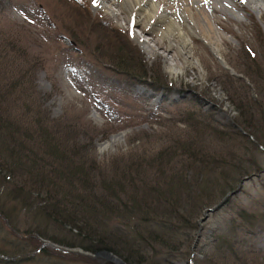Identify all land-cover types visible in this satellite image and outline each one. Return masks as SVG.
<instances>
[{"label":"rangeland","instance_id":"374dc122","mask_svg":"<svg viewBox=\"0 0 264 264\" xmlns=\"http://www.w3.org/2000/svg\"><path fill=\"white\" fill-rule=\"evenodd\" d=\"M95 1L0 0V29L7 32L6 36L0 35L6 38L2 48L8 52L14 48L17 51L21 47L29 49L28 56L18 52L22 60L28 59L25 66L34 64L30 58L40 61L33 79V90L26 88L31 91L23 99L10 91L13 84H5L7 77L14 79L18 72L11 67L2 70L0 65V78L5 81L0 80V91L3 89L8 99L17 95L15 100L20 103L11 110L18 111L22 107L19 117L34 125L39 112L46 123L50 122L58 131L61 128L62 134L63 130L71 133L74 129L76 138L69 142L76 146L73 150V156H77L73 157L75 162H86L88 166L95 160L103 171L102 176L109 178L122 176L123 164H126L130 167L127 176L130 177V173L141 174L135 176L133 182L148 180L150 190L145 198L153 201L157 200L159 193L162 194L160 191L154 193L152 184L163 177L160 171L163 165L167 169L175 165L182 172L185 170L186 155L177 153L176 160L164 154L169 150L178 152L175 148L180 144L193 137L199 138V133L189 122L199 121L203 126L209 123L223 130V135L218 136V133L210 130L204 133L200 129L202 153L220 163H234L240 158L249 161L252 157L261 169L250 173L238 191L206 218L205 213L217 207L223 197L202 207L198 201L191 203L190 198L186 202L179 190L169 196L170 202L176 204L177 197L183 204L180 215L169 216L172 228L184 229L182 216L186 210L192 215L187 223L196 225L191 233L194 236L191 258L174 260L172 264H205L203 260L208 261V254L215 261L219 257V264L237 261L238 253L228 255L226 250L221 252L215 248V238L220 234L229 236L231 218L236 219L235 216L242 210L251 212L255 220L249 226V235L239 231L242 238L240 249L249 252L246 256L250 263L264 264V221L260 220L264 217V150L260 148L261 151L252 152V148L248 151L253 139H250L247 128L249 116L254 125L250 131L259 125L261 133L257 136L264 142V119L261 120L264 115V1L230 0L226 9L231 10L232 15L227 11L218 12L219 8L208 10L214 14L212 22L216 38L203 36L200 29L194 30L195 33L189 30L190 33L186 32L189 35L184 34L187 39L185 49L172 38L170 43L174 44V48L171 49L168 40L163 43L157 40H160L159 33L165 32L169 20L157 23L150 18L145 27L142 21H138L148 19L147 9H143L134 15L135 22L128 24L127 17L124 18L116 3L106 0L103 6H97ZM176 11L175 22L187 30L184 21L189 14L182 7ZM179 12L182 14L179 15ZM183 15L187 18L184 19ZM101 18L108 21L113 30L98 26L97 21ZM14 33H18V41L14 38L16 43L10 38ZM70 35L77 40H71ZM145 42L148 47L143 44ZM136 57L143 58L145 65L142 67L149 71L139 66L133 68L136 80L112 68L115 63L136 65ZM150 73L165 81L153 80ZM20 77L25 81V75ZM147 79L170 84L174 89H157ZM0 107L11 112L3 106L1 98ZM187 117L191 121L188 122ZM246 118L247 122L244 121ZM36 129L39 135L40 131L47 130L62 143L60 132L55 133L43 124ZM35 144L38 142H30L31 147L39 151ZM168 147L167 152L159 154ZM69 149L72 150V147L69 146ZM166 161H169L167 165L164 164ZM95 172L98 170H93ZM164 177L163 182L168 180ZM155 207L163 209L165 205L152 204V208ZM258 222L261 228L256 229L253 225ZM69 229L70 226H65L55 234L68 235ZM12 235L15 236L0 219V245H12L8 243L15 242ZM181 235L184 242L183 233ZM181 238L176 239L181 241ZM40 240V248L45 243L49 246L47 249L51 255L46 261L36 259L11 263L6 260L0 264H96L78 255L79 251L70 250L80 249L78 246L65 247L68 252H73L70 255L57 254L50 252L54 245L49 237L40 236ZM21 243L20 250L25 246L33 248L26 240ZM191 244L184 242L179 247L185 250ZM176 248L179 249L177 245ZM119 258L122 264H126Z\"/></svg>","mask_w":264,"mask_h":264},{"label":"trees","instance_id":"16d2710c","mask_svg":"<svg viewBox=\"0 0 264 264\" xmlns=\"http://www.w3.org/2000/svg\"><path fill=\"white\" fill-rule=\"evenodd\" d=\"M97 22L98 26L113 30L108 21L101 18ZM6 34V31L0 29V35L6 36ZM17 34L14 33V36L11 35L10 38H13V41L14 38L18 41ZM70 37L71 40H77L71 35ZM4 39L6 38L0 36V65L2 70L13 68L18 72V75L14 79L7 77L6 82L1 78L0 80L5 84H13L10 91L23 99L27 92L33 90V79L40 61L30 58L31 63L34 64L28 63V66H25L28 59L24 58L23 61L21 55L28 56L29 49L27 51L21 47L19 51L14 48L8 52L2 48L5 43ZM14 43L16 42L14 41ZM247 51L252 53L249 48ZM135 64L115 63V67L112 68L127 76L131 75V78L134 77L133 80H136L133 70L136 66L149 73L146 68L142 67L145 65L142 57H136ZM150 74L153 80L165 81L160 76ZM22 75H25V81L20 77ZM148 81L151 86L157 89L169 91L174 89L170 84ZM26 88L31 90L27 91ZM7 96L1 89L2 104L11 112H6L4 107H0V124L2 123V126L0 125V219L16 237L12 235L14 243L7 241L12 245L7 242L4 243L9 246L0 245V262L8 260L14 263L12 261L26 262V260L36 259L46 261L45 259H48L51 253H48L47 247L40 248V236L49 237L51 242L58 245L78 246L92 253L108 250L121 257L126 264H172L174 260L191 258V252H194L191 247L194 236L191 233L196 225L187 223L192 215L188 214L186 210L182 216L185 224L184 229L172 228L169 216L180 215L179 210L183 204L177 197L176 204L170 202L169 196L179 190L183 193L184 199L186 198V202L190 198L191 203L198 201L202 207L207 206L213 200H220L234 188L236 189L240 180L242 181L250 173L253 174L261 169V166L256 164L252 157L249 161L240 158L234 163H228L229 161L220 163L215 159L207 158L202 153L203 149L200 146L201 137H203L200 131L205 133L210 130L212 133L222 136L223 130L216 129L209 123L203 126L199 124V121H191L187 117L188 122L191 121L189 124L194 125L193 127L199 133L197 134L199 138L193 137L180 144L175 148L178 152H170V147L161 150L159 154L169 150L164 155L176 160L177 153L181 156L186 155L185 170L182 172L175 165L167 169L163 165L160 171L163 177L166 175L164 178L168 180L163 182V177H161L152 184L154 193H159V191L162 193H157L159 197L157 196V200L153 201L151 198H145L150 190L148 180L132 181L135 176H141L140 172L135 175L130 173L129 177L126 173H129L130 167L123 164L122 176L115 172L119 177L109 178L102 176L101 172L103 171L95 160H92L88 166H86V162H75L73 157L77 156H73V150L76 146H72L69 142L76 138L74 129L71 133L63 130L64 134H62L61 128L58 131L53 124L46 123L39 112L35 117L36 124L34 125L25 118L19 117L22 107L18 111L11 110L20 103L15 100L16 96H11L12 99H8ZM6 103L7 105H5ZM21 106L23 105L21 104ZM261 117L263 120L264 115ZM247 118L250 139H253L248 151L252 148V152L254 150L261 151L260 148L264 150V142L257 136L261 133L260 126L258 125L250 131V127L253 128L254 125L252 119L249 116ZM247 118L244 119L245 122L248 121ZM42 124L55 130V133L60 132L62 143L47 130L40 131L39 135L36 128ZM34 132L36 133L34 134ZM31 141L38 142L35 146L40 148L39 151L31 147ZM69 146L72 147V150L69 149ZM168 163L169 161H166L164 164ZM60 165L65 167L62 168ZM93 170H98V172L93 173ZM152 204L165 205V207L163 209L152 208ZM235 217L236 219L231 218V226L228 229L229 236L227 234L215 235V248L221 252L226 250L229 252L228 255L234 252L238 253L240 258L236 256L237 261L233 264H252L246 256L249 252L244 251V253L240 249L242 238L239 231H243L244 235H249V231L251 232L249 226L254 223L255 217L251 215V212L243 210ZM260 220L264 221V217ZM42 225L44 226L42 227ZM65 226H70L67 231L68 235L55 234L61 232ZM253 226H256V229L261 228L259 222ZM73 229L76 231L73 232ZM181 233H183L184 242L191 244L188 248L185 247V250H181L182 246L179 247L181 243H184L182 235L179 236ZM176 238H181V241ZM25 240L33 248L25 246L20 250L21 242ZM176 245L179 249L176 248ZM51 249H49L50 252L57 254H59L58 252L68 255L73 253L54 246ZM78 255L87 257L88 260L96 264H113L92 256L80 253ZM208 257V261L203 260L205 264H219V257L217 261L212 259L211 254H208ZM189 261L191 262V260ZM223 264L227 263L223 262Z\"/></svg>","mask_w":264,"mask_h":264},{"label":"bare ground","instance_id":"6f19581e","mask_svg":"<svg viewBox=\"0 0 264 264\" xmlns=\"http://www.w3.org/2000/svg\"><path fill=\"white\" fill-rule=\"evenodd\" d=\"M105 1L106 0H96L95 2H96L97 6H103ZM107 1H112V3H116V5L120 7L121 12L124 15V18L126 19V17H127L128 24L135 22V20L133 18L134 15H136L138 11H141L143 9H147L148 19L146 21H143V20H138V21H142L141 24L144 25L145 27L149 24L148 22H149L150 18L154 19L157 23L163 22V21L166 22V20H169L165 32H160L159 33L160 40L159 39H157V40L161 41V43L168 40V43H169L168 47L170 49L174 48V46H173L174 44L170 43L171 38L173 39V41L180 44L183 49H185L187 46V39H186V36L184 34L187 35L188 33H190L189 30H191L195 33L196 31H194V30L200 29L203 36H205L207 38H211V39L216 38L217 32H216V29L213 28V22H212V21H214V19L212 18V17H214V14L212 15V13H209L208 10L216 11L217 8H219L218 12L226 13V11H227V14H229V15L233 14L231 12V10H229L228 8L226 9V6L230 2V0H107ZM258 1L263 2L264 0H258ZM194 4H196V5H194ZM222 4L224 6H222ZM179 7H182V10L185 13L189 14L188 18L185 17V15L182 16V17H184V19L187 18V20L184 21V23H186V25L188 27L187 30H183L179 26L178 22H175V20H174V18H176V16H175V14L177 12L176 10ZM178 14L180 15V14H182V12H179ZM138 21H136V23H138ZM189 22L193 25H191ZM186 32H188V33H186ZM157 40H155V41H157ZM143 44L148 47L146 42ZM180 54H181V52H180ZM174 69L176 70V67H174ZM114 140L116 141V139H114ZM106 145H108V144H106ZM244 179H246V177ZM238 189H237V191H238ZM234 194L230 195L228 197V199L231 196H233ZM219 207L220 206L217 205V207H215L213 209H209L205 213V218L208 216V214L217 210ZM199 230H200V228H199ZM43 240H45V239H43ZM43 242H45V241H43ZM46 244H48V243H45V245L43 247H48ZM53 245H54V243H53ZM80 249H81V251H79V252L81 254H84L86 252V251L82 250L81 247H80ZM99 252H103V251H99ZM111 253L114 254L113 252H111ZM90 254L95 255L96 253L91 252ZM114 255H116V254H114ZM94 258H97V257H94Z\"/></svg>","mask_w":264,"mask_h":264},{"label":"water","instance_id":"95a60500","mask_svg":"<svg viewBox=\"0 0 264 264\" xmlns=\"http://www.w3.org/2000/svg\"><path fill=\"white\" fill-rule=\"evenodd\" d=\"M242 182L243 181H241L239 184L241 185ZM240 185L237 186V188L234 189V190H232L230 193L226 194L223 197V199L218 203V206H222L227 201L228 197L230 195L234 194L237 191V189L240 187ZM54 246L60 247V248H65V247H62V246H59V245H55V244H54ZM70 250L81 251L80 249H70ZM90 253L91 252H85L84 254L89 255V256H92V257L94 256V257H97V258H101V259H103L105 261H108V262H111L113 264H122V260L117 255L112 254L108 250H103V252H98L95 255H91Z\"/></svg>","mask_w":264,"mask_h":264}]
</instances>
